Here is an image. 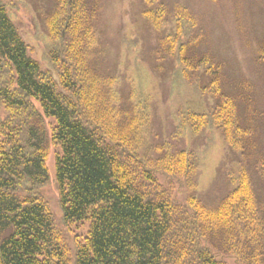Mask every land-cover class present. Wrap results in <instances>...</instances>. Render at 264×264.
<instances>
[{"label": "trees", "instance_id": "trees-1", "mask_svg": "<svg viewBox=\"0 0 264 264\" xmlns=\"http://www.w3.org/2000/svg\"><path fill=\"white\" fill-rule=\"evenodd\" d=\"M142 1L143 18L156 33L165 32L156 56L173 59V77L192 81V99L178 110L177 135L219 132L235 156L232 188L211 208L193 197L197 150L162 154L149 147L150 99L132 92L120 100L116 79L89 65L98 0H57L46 15L45 59L58 79L30 57L0 0V67L13 76V94L0 90L10 118L8 125L0 122L6 138L0 264H226L217 256L264 264V148L257 121L264 117L250 88L230 82L224 65L202 49L206 37L197 17L175 2ZM258 57L264 66V50ZM46 119L59 149L55 182L64 222L88 225L68 256L39 196L49 181ZM157 174L170 188L160 186ZM176 185L188 194L181 205L172 201Z\"/></svg>", "mask_w": 264, "mask_h": 264}, {"label": "rangeland", "instance_id": "rangeland-1", "mask_svg": "<svg viewBox=\"0 0 264 264\" xmlns=\"http://www.w3.org/2000/svg\"><path fill=\"white\" fill-rule=\"evenodd\" d=\"M98 1L94 21L96 42L88 53L89 65L105 77L116 79L113 91L120 96V100H125L132 92L150 99L147 105L149 135L145 139L149 147L164 149L162 154L197 150L201 167L196 176L197 187L191 195L206 207L216 206L232 188L229 173L233 169L235 156L224 145L219 132L212 133L205 129L194 137L189 136L188 132L177 135L178 110L192 99V81L181 76L173 77V59H159L156 56L157 39L165 32L156 33L143 18L145 5L142 0ZM167 1L178 3L197 17L206 37L202 49L224 65L230 82L238 85L245 83L250 88L254 106L264 117V66L263 58L258 57L259 52L264 50V0ZM56 2L3 0L30 57L48 71L51 70L45 59V48L49 44L46 15ZM51 73L58 79L56 72ZM12 83L10 71L0 67V90L13 94ZM34 105L39 109L38 104ZM8 116L0 103V122L8 125ZM257 121L262 130L260 139L264 148L263 118ZM51 122L45 121L48 136L45 164L49 181L39 189V196L51 215L58 242H64L68 256L74 254L78 243H83L88 225L64 222L55 182V158L59 149L50 139ZM5 139V134H0V150ZM155 178L160 186L170 188L165 176L157 174ZM176 189L172 191V201L181 205L188 194L181 185ZM20 192L23 194L22 188ZM217 258L226 264H237L230 257Z\"/></svg>", "mask_w": 264, "mask_h": 264}]
</instances>
